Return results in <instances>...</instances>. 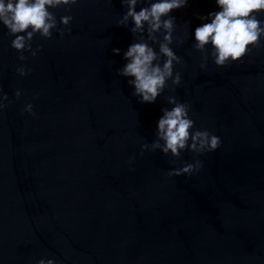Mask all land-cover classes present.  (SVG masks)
<instances>
[{
    "label": "water",
    "instance_id": "water-1",
    "mask_svg": "<svg viewBox=\"0 0 264 264\" xmlns=\"http://www.w3.org/2000/svg\"><path fill=\"white\" fill-rule=\"evenodd\" d=\"M214 10L215 0L173 10L182 83L169 80L151 104L118 72L139 35L118 24L121 0L51 9L58 24L73 17L71 32L37 34L40 51L25 61L0 24V87L11 101L0 112V264H264V40L217 67L210 48L193 47L197 15ZM21 64L32 70L23 77ZM169 96L222 140L192 176L167 175L180 166L171 154H141Z\"/></svg>",
    "mask_w": 264,
    "mask_h": 264
},
{
    "label": "clouds",
    "instance_id": "clouds-1",
    "mask_svg": "<svg viewBox=\"0 0 264 264\" xmlns=\"http://www.w3.org/2000/svg\"><path fill=\"white\" fill-rule=\"evenodd\" d=\"M79 0H0V24L14 38L11 47L20 53V61L27 60L25 52L35 57L40 48H33V38L39 34L44 39H50L53 32L61 37L67 26L73 20L71 15L61 16L59 24L51 9L62 6L71 7ZM126 11L118 24L133 25L131 31L139 34L123 53L126 63L118 72L128 77V83L134 87V95L140 103H155L161 96L168 81L179 86L182 83L181 73L174 71L177 64L182 63L171 45L174 41L176 18L173 10L184 8L189 0H121ZM218 10L206 15H197L202 21L194 30L193 47L200 53L211 49V58L217 67L240 61L252 47H258L264 40V0H215ZM139 6V10L138 9ZM59 25H63L61 28ZM179 43H183L180 40ZM153 45H158L157 48ZM113 53L120 54L119 48H113ZM208 56L203 57L201 69L207 68ZM32 70L26 65L17 66L16 72L21 76L28 75ZM22 91L17 89L15 97L19 99ZM11 103L7 93L0 87V112ZM170 108H163L162 115L156 125L157 139L152 144L141 145V154L145 150H160L165 156L171 154L175 159L170 163L180 166L167 172L169 177L188 175L200 172L203 162L200 154L214 152L222 140L205 127L197 128L190 117L191 106L180 102L175 96L168 97ZM34 105L26 103L23 111L35 116ZM191 151L196 155L192 162L182 161L181 154ZM134 159V158H133ZM37 264H57L54 258H41Z\"/></svg>",
    "mask_w": 264,
    "mask_h": 264
}]
</instances>
